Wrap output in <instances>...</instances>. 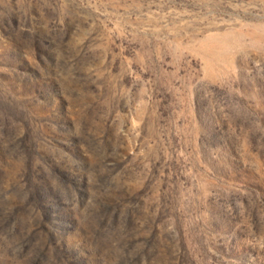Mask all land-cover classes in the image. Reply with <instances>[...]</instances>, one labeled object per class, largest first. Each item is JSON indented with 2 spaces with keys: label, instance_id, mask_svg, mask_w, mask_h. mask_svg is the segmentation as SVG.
<instances>
[{
  "label": "rangeland",
  "instance_id": "obj_1",
  "mask_svg": "<svg viewBox=\"0 0 264 264\" xmlns=\"http://www.w3.org/2000/svg\"><path fill=\"white\" fill-rule=\"evenodd\" d=\"M0 264H264V0H0Z\"/></svg>",
  "mask_w": 264,
  "mask_h": 264
}]
</instances>
